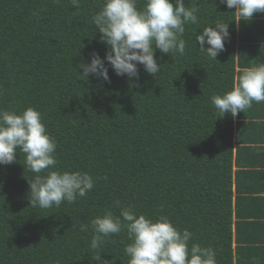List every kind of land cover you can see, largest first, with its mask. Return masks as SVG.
Here are the masks:
<instances>
[{"label":"trees","instance_id":"obj_1","mask_svg":"<svg viewBox=\"0 0 264 264\" xmlns=\"http://www.w3.org/2000/svg\"><path fill=\"white\" fill-rule=\"evenodd\" d=\"M184 2L199 10L198 23L186 25L185 53L157 49L156 76L139 66V80L130 81L109 68L108 83L86 80L78 68L93 51L102 58L107 51L92 22L103 0H80L78 8L71 0H0V109L38 110L56 143L52 170L94 178L93 189L75 202L33 207L28 180L36 174L17 149L15 162L0 166V264H129L126 229L90 248L91 220L106 211L119 216L128 206L189 230V246L214 249L217 264H245L233 245L241 239L233 217L242 191L238 184L234 198L241 172L233 165L260 164L257 137L243 121H264V101L220 118L211 97L264 64V13L239 21L219 0ZM144 4L137 0L138 8ZM216 20L229 23L231 36L218 61L195 39ZM263 253L257 264H264Z\"/></svg>","mask_w":264,"mask_h":264},{"label":"clouds","instance_id":"obj_2","mask_svg":"<svg viewBox=\"0 0 264 264\" xmlns=\"http://www.w3.org/2000/svg\"><path fill=\"white\" fill-rule=\"evenodd\" d=\"M219 2L228 9L234 8L239 21H248L253 14L264 13V0ZM71 3L78 8L80 0H71ZM198 11L197 7H186L184 0H145L143 8H138L137 0H103L92 22L101 33L107 51L103 58L93 51L88 61H81L79 76L86 80L93 76L110 83L111 68L117 76L138 81L139 66L156 76L161 64L155 51L183 55L187 46L183 39L186 25L198 23ZM195 39L202 53L217 60L225 51V43L231 39L229 23L216 20L214 25L204 27ZM253 101H264V64L244 70L232 90L211 97L220 118L225 114L235 118L250 108ZM17 149L25 154L28 169L36 174L33 180H28L33 207H59L63 201L75 202L93 189L94 178L88 172L52 170L57 164L56 143L47 132L41 113L32 107L19 114L0 109V166L15 162ZM46 170V175H40ZM119 203L116 201L117 205ZM88 227L81 225V231H87ZM90 227L93 251L101 248L105 237L126 229L132 241L125 248L129 264H217L214 249L197 243L189 246L192 232L178 229L165 216L152 219L137 214L131 206L122 207L119 216L111 211L96 216Z\"/></svg>","mask_w":264,"mask_h":264},{"label":"crops","instance_id":"obj_3","mask_svg":"<svg viewBox=\"0 0 264 264\" xmlns=\"http://www.w3.org/2000/svg\"><path fill=\"white\" fill-rule=\"evenodd\" d=\"M252 122L255 121L248 119L243 121L245 126H249V133L255 132L257 137L255 151L258 153L255 161L260 160L258 161L260 164L248 167L233 165L234 173L241 172L238 179L236 175L233 179L234 198L238 194V189L240 187L242 189L241 200L239 199L235 205L233 217L234 224L241 225L239 233L241 239L236 241L234 237L233 245L239 262L244 260L245 264H253L255 261L257 264V259L261 257L260 252H264V121L255 122L257 123L255 127H252Z\"/></svg>","mask_w":264,"mask_h":264}]
</instances>
